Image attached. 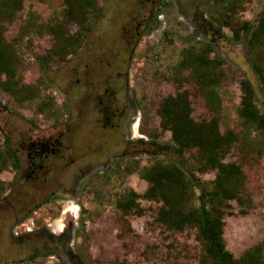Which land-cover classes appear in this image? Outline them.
<instances>
[{"label":"rangeland","instance_id":"374dc122","mask_svg":"<svg viewBox=\"0 0 264 264\" xmlns=\"http://www.w3.org/2000/svg\"><path fill=\"white\" fill-rule=\"evenodd\" d=\"M64 1L25 0L24 11L9 26V41L17 37L30 13L47 20L60 13ZM164 2L166 7L153 10L150 28L141 29L139 46L131 53L128 34L135 31L137 25L148 17V0H101L100 6L104 8L105 15L96 24L86 45L90 48L98 42L92 53L99 52L103 55L105 70L109 68L108 63H116L118 69L125 74L131 56L133 58L132 85L141 112L138 116L135 115L134 134L137 138L132 137V141L150 143L140 133L141 125L145 122L152 129L161 131V120L156 111L167 97L176 94V87L170 81L172 68L180 60L184 49L207 41L215 45L216 55L225 62L226 80L221 89L224 107L221 130L223 133L228 130L240 131L238 111L241 106L242 80L248 79L253 84L259 97L258 105L264 110V96L259 91L257 79L247 61V39L234 43L229 29L220 32L210 22L209 12L221 0ZM263 6L264 0H248L239 14V19L256 24ZM31 41L32 45L24 50L26 63L23 74L24 82L28 85L45 77L35 56L46 54L53 45L52 38L48 35L33 36ZM63 73V66L53 67L46 75L49 77V87L43 91L44 97L52 96L55 99L58 118L49 119L37 113L35 104L20 107L11 97L0 92V101L8 106L14 116V123L18 120L24 128L27 123L36 124L42 131L55 126L58 130L65 131L74 143V148L67 153V160L71 163L69 174L73 177L70 184L73 185V191L70 196L58 195L52 199L56 190L47 186L40 190L29 188L17 191L12 188L8 200L0 204V264H62L68 251V255L78 258V264H200L202 249L196 240V232L188 230L174 233L159 225L156 217L160 204L142 200L141 205L146 213L142 217L129 216V227L123 226L121 215L116 209L117 198L127 189L132 188L143 195L148 187L138 175L127 176L123 172L124 167L136 161H140L141 166H147L154 160V151H162L155 158L172 157L173 152L169 148L171 134L165 133L158 141L167 152L163 153V149L159 150L158 147L152 150L144 144L139 145L131 150L129 162L119 160L112 173L108 176L100 175L102 166L96 165L104 163L112 155H121L126 150L125 143L104 130L103 120L93 111L89 110L81 118L79 112L82 107L79 102L71 114L69 107H65V93L71 101H74L76 93L70 92V76L65 81ZM80 77L76 74L73 79ZM185 88L194 94L192 103L196 121L209 120L212 115L204 100L195 95L193 86ZM2 138L0 128V144ZM144 150L148 153L144 154ZM186 157L193 163L189 154ZM226 162L243 166L248 178V190L255 203L248 216L238 215L234 205L235 214L226 218L227 248L238 258L249 248L264 241V159L245 160L235 149ZM88 168L93 171L94 177L80 191V180L76 182V176L80 174V170ZM9 172L13 174L12 171ZM199 177L204 181H213L215 174ZM0 179L9 183L11 175L3 173ZM59 254L62 255L56 256Z\"/></svg>","mask_w":264,"mask_h":264},{"label":"trees","instance_id":"16d2710c","mask_svg":"<svg viewBox=\"0 0 264 264\" xmlns=\"http://www.w3.org/2000/svg\"><path fill=\"white\" fill-rule=\"evenodd\" d=\"M24 1L0 0V92L20 107L35 104L37 113L49 119L58 118L55 99L43 96V91L49 87L46 75L53 67L64 66L69 57L78 56L105 11L100 6L101 0H65L60 13L47 20L30 13L17 37L9 41V26L24 11ZM247 1L230 0L214 7L209 12V20L220 32L229 29L234 43L247 39V61L264 96V6L256 24L242 22L239 14ZM43 35L53 41L46 54L35 56L45 77L28 85L23 74L24 50L32 45L33 36ZM224 67L225 62L216 55L211 41L192 44L182 51L170 77L176 94L167 97L156 111L161 131L152 129L148 122L140 128V133L150 140L144 145L152 150L163 149L158 141L162 135L170 133L169 148L173 156L158 159L155 156H160L162 151H154V160L147 166H141L140 161L127 164L126 175H138L148 187L143 195L127 189L117 198L116 209L123 226L129 227V216L142 217L146 213L142 200L160 204L156 217L159 225L174 233L196 232L202 249L200 264H264V241L237 258L228 250L225 240L226 218L235 214L234 205L240 216H248L255 207L243 166L228 163L226 159L235 149L245 160L264 159V110L258 105L259 97L253 84L248 79L242 80L238 111L241 129L222 132ZM186 86H193L195 95L204 100L212 115L209 120L196 121L194 94ZM165 151L168 150L164 148L163 153ZM19 166L20 159L11 142L0 144V176L18 170ZM210 173L215 174L213 181L199 177ZM12 187V183L0 179V204L8 200Z\"/></svg>","mask_w":264,"mask_h":264},{"label":"flooded vegetation","instance_id":"af4514ba","mask_svg":"<svg viewBox=\"0 0 264 264\" xmlns=\"http://www.w3.org/2000/svg\"><path fill=\"white\" fill-rule=\"evenodd\" d=\"M148 3L147 7L150 8L148 17L137 25L135 31L128 34V46L129 49L131 48V53H134L135 47L139 46L138 41L142 36L141 29L143 27L145 29L150 28L153 10L166 7L164 0H148ZM225 3L226 0H221L217 6ZM87 43L78 56L69 57L63 66V79L66 81L69 78L68 75L70 76L68 80L70 92L76 93L74 101L69 100L68 94L65 93L67 97L65 107H69L72 114L74 107L79 102L82 107L79 112L81 118L89 110L93 111L99 119L103 120L102 128L125 143L126 150L121 155H112L104 163L96 165L102 166L100 175L108 176L118 166L119 160L129 162L131 150L145 144L141 140L132 141V137L137 138V135L134 134L136 130L135 115L138 116L141 112L132 85L134 82L131 74L133 58L131 56L125 74L122 73L121 69H118L116 63H108L109 68L105 70L103 69V55L99 52L92 53V49L96 47L98 42L90 48L86 47ZM115 66L117 67L115 68ZM76 74L81 77L74 80ZM0 118L2 144L10 141L20 159L18 170H13V174L5 172L11 175L9 183L13 184L12 188L17 191L28 190L29 188L40 190V188L47 186L56 190L52 199L58 195L70 196L73 191V185L70 186L73 177L71 178L69 174L71 163L67 160V153L74 148V143H72L69 135L65 131L58 130L55 126L42 131L41 128H37L36 124L27 123L26 128H24L18 120L14 123V116L9 111L8 106L2 104L1 101ZM132 142L137 144L131 145ZM125 168L126 166L123 172ZM93 177V171L90 168L84 171L80 170V174L76 176V182L80 180L79 190L81 191ZM68 253L70 252L68 251ZM68 253L63 258L62 264H78V258L74 255H68Z\"/></svg>","mask_w":264,"mask_h":264}]
</instances>
